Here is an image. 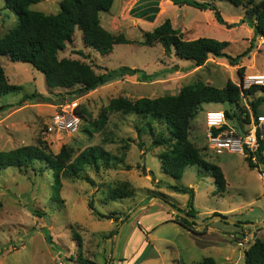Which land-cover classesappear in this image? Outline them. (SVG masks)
I'll return each instance as SVG.
<instances>
[{
	"label": "rangeland",
	"instance_id": "374dc122",
	"mask_svg": "<svg viewBox=\"0 0 264 264\" xmlns=\"http://www.w3.org/2000/svg\"><path fill=\"white\" fill-rule=\"evenodd\" d=\"M61 1L39 0L31 8L47 14L57 13ZM148 1L151 0L142 3ZM135 5L134 0H115L112 10L102 12L101 16L115 13L117 19L120 17V27L115 33L140 41L144 32L151 31L153 24L165 15L173 18L178 13L166 6L155 22L142 19L139 24L135 19L144 17H141L144 8H139V4L133 10ZM4 6L5 0H0V36L6 35L17 23L13 11ZM187 7L190 8L182 12L187 20L202 26V36L226 41L228 54L236 56L250 46L254 34L250 33L252 27L249 20L244 19L246 10L243 12L242 7L229 1L218 2L223 17L230 19L227 20L229 25H224L226 30L219 29L210 14H201L190 5ZM130 11L138 15L131 17ZM242 19L243 23L239 24ZM78 49H83L90 57L85 59L74 53ZM65 56L92 63L99 73L105 72V68L127 65L155 73V77L146 80L140 72H134L73 101L68 97L58 100L49 93L42 71L29 63L1 57L9 81L22 85V89L0 96V150L35 144L56 154L66 145L72 149L74 158L86 147L98 145L116 160L88 165L77 177L65 175L59 199L53 197L51 170L16 167L0 170V264H192L208 256L213 257L216 264H244L245 250L256 238L264 240V224L258 225L264 222V175L261 174L264 164L252 168L242 153L216 154L208 148L206 111L229 109L230 104H203L190 131L191 140L203 150L204 157L225 170L227 190L223 194L214 193V178L200 165L188 166L181 179L165 173L160 153L167 147L153 146V138L144 127L147 119L140 115L109 112L106 124L100 129L94 121L111 99L118 96L135 101L141 97L176 94L183 86L197 82L217 87L225 86L231 77L236 82L240 79L241 66H245L246 73L261 66L264 47L258 49L255 43L250 55L237 65L210 55L204 65L195 67L190 60L167 55L160 43L154 46H143L135 41L117 44L111 54L104 56L84 47L82 32L77 29L74 41L59 52L60 58ZM33 92L51 96L52 100L34 98L20 102L24 95ZM258 96L263 93L259 92ZM241 105L248 108L244 102ZM259 111L264 113V101ZM57 112H74L80 116L79 129L74 133L60 129L54 122ZM155 125L158 130H167L158 122ZM41 165L44 166L37 162L38 167ZM125 184L128 190L135 191L133 196L109 199L114 189ZM172 185L195 190L194 206L199 213L191 226L198 233L205 226H197L206 225L207 234L196 236L178 223L183 215L171 206L187 211L190 194L175 191ZM148 203L147 207L140 208ZM215 211L234 222L212 220ZM244 231L253 238L247 248L239 247L233 237L243 236Z\"/></svg>",
	"mask_w": 264,
	"mask_h": 264
},
{
	"label": "trees",
	"instance_id": "16d2710c",
	"mask_svg": "<svg viewBox=\"0 0 264 264\" xmlns=\"http://www.w3.org/2000/svg\"><path fill=\"white\" fill-rule=\"evenodd\" d=\"M39 0H5V8L13 11L17 17V23L4 36H0V96L22 89V85L13 84L9 81L2 65L1 57L8 56L11 61H20L31 64L45 74L49 93L59 99L68 97L73 101L82 95L94 91L103 85L112 82L124 75H132L140 72L147 79L155 77V73H147L145 70L133 69L123 65L116 69H107L99 73L95 65L81 59L71 57H59V52L66 49L67 44L74 41L77 29L82 32L84 47H89L106 56L113 52L114 46L123 43L138 42L143 46H154L160 43L167 55L175 54L181 59L190 60L195 67L204 65L210 55L218 58H226L231 64H239L243 58L248 57L252 52L256 38L264 35V8L254 15L249 21L254 29V36L250 46L242 53L232 56L225 51L228 43L215 38L199 37L193 40H186L182 32L174 28L170 19L156 26L151 31L143 34V40H131L124 33H113L101 23V13L110 11L115 0H62L60 10L57 13L47 14L43 11L31 8L32 4ZM175 4H188L199 9H211L220 24L228 26L215 1H229L235 6H244L246 13L255 8L259 3L252 0H171ZM148 7L149 20H154L158 12L157 1H150ZM147 11L145 13H147ZM76 54L88 59L90 56L83 49L75 50ZM245 66L238 69V74L243 76ZM55 90H59L55 92ZM262 92L263 96H258ZM52 100L51 96L41 92H33L24 95L20 102L28 99ZM243 98L250 106V111L258 117L259 106L264 101V86H252L242 91L232 79H228L225 86L217 87L211 83L197 82L183 86L176 94H165L159 97H141L132 101L126 97L118 96L103 108L98 120L94 121L97 129L102 128L107 120L109 112L116 111L124 114L136 113L147 119L144 127L148 128L153 138V146H166L160 153L162 168L165 173L176 179H181L188 166L200 165L214 178L216 189L215 194H223L227 190V180L222 168L208 161L203 150L191 140V127L199 109L205 103H228L233 108L225 109L229 120L237 122L241 127L249 123L250 111L241 105ZM158 122L166 127L157 129ZM143 129V128H142ZM141 129H139L140 131ZM142 131V130H141ZM168 131V134L166 133ZM259 137L262 134L258 131ZM264 139L260 138L258 156L261 164H264ZM249 165L253 164L249 157H246ZM116 160L102 146H89L73 158V151L64 145L56 154L49 152L41 145L28 144L11 150H0V170L9 167L20 169H33L35 171L51 170L53 173V197L60 198L63 187V177L67 174L76 177L85 170L88 165L98 166L101 162L109 164ZM37 162L44 166H37ZM264 174V170H261ZM128 185H122L114 189L109 196L111 200L125 198L134 195L133 189H127ZM173 190L189 193V209L186 214L195 218L197 210L194 206L195 191L189 186L172 185ZM92 207V204H90ZM40 213L39 211H35ZM219 213L214 212V215ZM181 224L195 232L190 221L183 217ZM207 226L201 230L206 232ZM200 233V232H198ZM142 256L140 260H142ZM192 264H216V260L205 257L201 261ZM244 264H264V240L256 238L254 243L245 250Z\"/></svg>",
	"mask_w": 264,
	"mask_h": 264
},
{
	"label": "built area",
	"instance_id": "2783aa9c",
	"mask_svg": "<svg viewBox=\"0 0 264 264\" xmlns=\"http://www.w3.org/2000/svg\"><path fill=\"white\" fill-rule=\"evenodd\" d=\"M255 43L258 49L264 47V35L258 36ZM235 83L242 91L252 86H264V60L256 71L244 73ZM243 101L250 111V106L244 98ZM54 116V122L60 129L70 133L79 129L81 117L74 112H57ZM250 118V122L241 127L237 122L229 120L223 109L206 111L205 126L208 147L212 148L216 154L239 152L249 157L253 163L259 164L260 138L264 139V114L255 117L250 111ZM259 130L262 132L260 137ZM249 234L248 231H244L241 237L233 236L239 247L247 248L251 244L253 238Z\"/></svg>",
	"mask_w": 264,
	"mask_h": 264
},
{
	"label": "crops",
	"instance_id": "0c3cea01",
	"mask_svg": "<svg viewBox=\"0 0 264 264\" xmlns=\"http://www.w3.org/2000/svg\"><path fill=\"white\" fill-rule=\"evenodd\" d=\"M204 1H209V0H204ZM143 2V0H139V2H138V0H134V8H133V6H132V8H133V10L136 8V6H138L139 4V8H144V11H142L141 13L143 14L141 17H143V18H138V19H135V22L136 21H138L139 22V24H141V22L143 21L142 19H145V20H149L148 18H149V15L151 14L150 12H148L147 10H148V7L150 6V1H148V2H145L144 4L142 3ZM218 2H220V1H215V3H216V5L218 6ZM126 5H127V1L125 2V5H124V7H123V9L125 10L126 9ZM178 4H175L173 1H171V0H159V4H158V7H160L159 9H158V12L156 13V16H155V18H154V20H149V21H152V22H155V20H156V18H157V16H158V14H160V13H162L163 11H164V7H166V6H170V7H172L174 10H177L178 11V13H177V16L176 17H170V15H165L161 20H160V22H157V23H155V24H153V26H152V28L154 29L156 26H158L159 24H161V23H163L166 19H170L171 20V22H172V25L174 26V28H176V29H178L180 32H182L183 33V35H184V38L186 39V40H193V39H197V38H199V37H205V36H202V32H203V28H202V26L200 25V24H196L195 22H189L188 20H187V18H186V16L185 15H183L182 14V12L186 9H189L190 7H187V6H189L188 4H184V5H178ZM194 7V6H193ZM237 7H242L243 8V12H244V10H246L243 6H237ZM162 9H163V11H162ZM197 9H199V8H197ZM112 10V9H111ZM147 11V13H145ZM199 11V13H201V14H210L211 15V17H212V20H213V23H215V25L219 28V29H224V30H226L225 28H224V24H220L218 21H217V19H216V17H215V15L213 16L212 14H214V12L211 10V9H204V10H202V9H199L198 10ZM179 12H181V13H179ZM110 13V12H109ZM130 13V16L131 17H134V16H136V15H138V13L135 11V13L136 14H133V13H131V11L129 12ZM111 15H109V16H104V18L101 16V23H102V25L105 27V28H107L109 31H111V32H113V33H115V32H117V29H118V27H120L119 26V23H120V17L118 16V19H117V16H116V14L115 13H110ZM101 15V14H100ZM240 15V14H239ZM113 16V17H112ZM235 17V16H234ZM224 18V17H223ZM232 19V18H231ZM224 20H226L225 18H224ZM228 21H230V19H227ZM226 20V21H227ZM152 29V30H153ZM227 31H230V30H227ZM250 33H252V35L254 34V29H253V27L250 29ZM174 54V53H173ZM175 55V54H174ZM176 56V55H175ZM177 57V56H176ZM259 68V67H258ZM246 73V72H245ZM241 77V76H240ZM233 77H231L230 79H232ZM233 80V79H232ZM234 81V80H233ZM227 82V81H226ZM217 110V109H216ZM219 110V109H218ZM259 114H264L263 112H260ZM263 133H264V125H263ZM195 143V142H194ZM196 144V143H195ZM209 148V147H208ZM230 153V152H229ZM263 154H264V152H263ZM243 155V154H242ZM244 156V155H243ZM245 157V156H244ZM246 158V157H245ZM247 159V158H246ZM253 163V162H252ZM253 164H255V165H257V166H259L260 164H261V161H260V163L259 164H256V163H253ZM220 166V165H219ZM250 166V165H249ZM221 167V166H220ZM251 167V166H250ZM253 168V167H252ZM223 170V172H225V170L224 169H222ZM262 174V173H261ZM224 175H225V173H224ZM264 175V174H263ZM226 178V177H225ZM195 191V190H194ZM195 197H196V195H195ZM178 209V208H177ZM188 210V209H187ZM181 211V210H180ZM181 212H184V211H181ZM216 212V211H215ZM184 213H186V212H184ZM199 212L197 211V214H198ZM214 213V212H213ZM197 214H196V216H197ZM196 216H195V218H196ZM195 218H192V220H194ZM178 223H180V222H178ZM181 224V223H180ZM181 225H183V224H181ZM184 226V225H183ZM203 226H205L206 227V225H198L197 226V228L198 227H203ZM184 227H186V226H184ZM187 228V227H186ZM189 231H192V230H190V229H188ZM201 232V231H200ZM193 234H195L196 236H202V235H205V234H207V232H205V233H196V232H194L193 231ZM142 256V255H141Z\"/></svg>",
	"mask_w": 264,
	"mask_h": 264
},
{
	"label": "water",
	"instance_id": "95a60500",
	"mask_svg": "<svg viewBox=\"0 0 264 264\" xmlns=\"http://www.w3.org/2000/svg\"><path fill=\"white\" fill-rule=\"evenodd\" d=\"M262 8H264V0H262V1H261V2H260L255 8H253L251 11H249L248 13H246L245 16H244V19L249 20V21L253 20L254 15H256V14L259 12V10H261ZM244 19H242V20L239 22V24L243 23V20H244ZM236 24H237V23H236ZM240 130L242 131V129H240ZM144 173H147V170H146V169H144ZM149 204H150V203H148V204H143V205L140 206V208L147 207V205H149ZM170 206H171V205H170ZM171 208H173V210H174L176 213L181 214V215H183V217H186V218H189L190 220H192V218H190L186 213L181 212L179 209H177V208H175V207H173V206H171ZM215 218L223 219V220H226V221H229V222H234L233 220H231L230 218H227V217L223 216L222 214L216 215L212 220H214ZM48 223H49V218L47 217V224H48ZM263 224H264V222L259 223L258 225H263Z\"/></svg>",
	"mask_w": 264,
	"mask_h": 264
}]
</instances>
